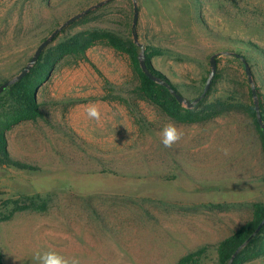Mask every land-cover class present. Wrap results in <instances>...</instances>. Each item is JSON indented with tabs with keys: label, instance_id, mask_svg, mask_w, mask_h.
I'll use <instances>...</instances> for the list:
<instances>
[{
	"label": "rangeland",
	"instance_id": "obj_1",
	"mask_svg": "<svg viewBox=\"0 0 264 264\" xmlns=\"http://www.w3.org/2000/svg\"><path fill=\"white\" fill-rule=\"evenodd\" d=\"M100 1L0 0V84L67 18ZM134 3L139 53L161 50L152 67L190 101L216 54L204 98L227 110L206 123L179 124L135 94L127 56L90 48L101 76L87 62L64 60L37 91L43 119L6 135L11 159L36 169L0 163L4 264H38L35 254L50 250L80 264H175L205 245L200 264H218L215 245L250 219L254 203L264 205V153L239 106L253 103L252 89L259 112L264 105V0H110L48 47L92 28L132 39ZM93 103L100 123L87 117ZM168 123L183 132L172 148L161 143Z\"/></svg>",
	"mask_w": 264,
	"mask_h": 264
},
{
	"label": "trees",
	"instance_id": "obj_2",
	"mask_svg": "<svg viewBox=\"0 0 264 264\" xmlns=\"http://www.w3.org/2000/svg\"><path fill=\"white\" fill-rule=\"evenodd\" d=\"M91 14L92 11L69 26L83 23ZM241 44L251 51H256L258 55L261 54L260 49L251 43L241 42ZM95 46H104L127 56L136 82L134 86L135 94L156 107L165 117L176 123L186 125L206 123L221 116L227 110V104L225 105L221 101L205 103V98L192 109L183 108L182 104L175 100L165 86L156 83L142 72L138 61L139 49L129 36L106 29H85L73 34L55 46L46 48L26 75L0 94L1 164L20 170L30 171L36 169L31 165L11 159L7 149L6 135L13 127L19 124L36 122L43 119L40 103L37 99V91L49 79L55 68L64 60L72 59L75 62H87L101 76L100 71L91 63L86 55L87 51ZM143 53L149 72L177 91L174 84L168 78L152 67L151 58L161 55L162 51L159 49H152V51L144 49ZM235 57L244 61L246 60L245 55L239 53H235ZM102 99L108 100V97L104 96ZM239 106L251 120L259 136L262 153H264V133L260 129L253 103L249 102L248 104H240ZM260 115L262 122H264V105H260ZM33 206L37 205L34 204ZM37 208L40 210L45 209L44 204H41ZM262 219H264V205L254 203L250 219L215 245L218 264H245L264 257V227L258 233H255ZM1 221L2 219H0ZM208 248L209 246L205 245L195 251L189 252L179 258L175 264H200L202 259L205 258ZM234 254L235 256H233ZM0 264H4L1 249Z\"/></svg>",
	"mask_w": 264,
	"mask_h": 264
},
{
	"label": "water",
	"instance_id": "obj_3",
	"mask_svg": "<svg viewBox=\"0 0 264 264\" xmlns=\"http://www.w3.org/2000/svg\"><path fill=\"white\" fill-rule=\"evenodd\" d=\"M108 1H110V0L100 1V2L90 6L88 8L83 9L82 11H80V12L70 16L69 18H67L59 27L54 29L50 33V35L47 36L45 39H43L41 41V43L37 46V48L34 51L32 57L30 58V60L26 64V66L20 71V73L17 76H15L13 79L7 80V81H5V82L0 84V94L2 92H4L6 89H8L12 84H14L15 82L21 80L31 70L33 65L38 61V59L41 56V54L43 53V51L56 39V37L59 35V33L63 29H65L66 27H68L72 23L78 21L82 17L86 16L90 11H93V10L101 7L102 5L107 3ZM137 19H138V8H137L136 4L134 3L133 19H132V25H131L132 40L138 47L142 48L141 43H139V41H138V36H137V31H136ZM215 57H216V54H213L209 58L210 71L208 73V77L206 79V82H205V85H204V88H203L201 94L198 97H196L195 99L191 100V101L187 100L186 98H184L177 91L173 90L167 83L161 81L159 78L155 77L154 75H152L149 72V70L147 68V65L145 63V60H144L143 51L139 53L138 61H139V66H140L142 72L146 76H148L150 79H152L156 83L165 86L178 103H180V104L185 103L187 108H193L197 103H199L207 95V92H208V90L210 88V85H211V83L213 81V78H214V75H215V72H216ZM244 67H245V73L247 74V76H248V78L250 80L251 73H250L249 66L246 63H244ZM252 95H253V98H254L253 105H254V109H255V111L257 113V119H258V122H259V125H260V129H261L262 133H264V122H262V120H261V115H260V112H259L258 101H257V98H256V93H255V91L253 89H252ZM262 227H264V219H262L260 221V223L258 224V226H257V228L255 230V233H258ZM235 254L233 256H235Z\"/></svg>",
	"mask_w": 264,
	"mask_h": 264
},
{
	"label": "clouds",
	"instance_id": "obj_4",
	"mask_svg": "<svg viewBox=\"0 0 264 264\" xmlns=\"http://www.w3.org/2000/svg\"><path fill=\"white\" fill-rule=\"evenodd\" d=\"M86 114L90 119L95 120L100 123L102 114L98 104H89L86 106ZM161 143L166 148H172L173 145L177 144L183 137V132L174 124L168 123L162 130L161 133ZM225 154H227L228 149H223ZM34 260L38 264H80L78 257H65L55 251H47L44 253L37 252L34 256Z\"/></svg>",
	"mask_w": 264,
	"mask_h": 264
}]
</instances>
